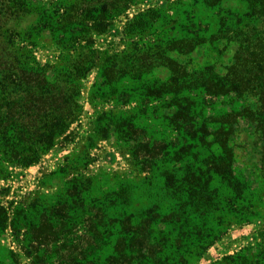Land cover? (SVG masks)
Wrapping results in <instances>:
<instances>
[{"label": "rangeland", "instance_id": "obj_1", "mask_svg": "<svg viewBox=\"0 0 264 264\" xmlns=\"http://www.w3.org/2000/svg\"><path fill=\"white\" fill-rule=\"evenodd\" d=\"M10 1L11 16L0 14V82L16 69L39 71L71 54L90 67L79 80L78 116L50 150L27 167L4 165L0 264H264L261 130L244 116L208 120L255 113L257 98L176 91L163 65L172 59L185 74L224 73L242 37L209 42L216 19L257 24L264 0H255L253 14L248 0H220L218 7L204 0ZM101 10L102 26L95 24ZM197 28L202 41L190 53L160 51V65L139 61L140 75L113 80L123 61L97 58L130 47L138 57ZM191 128L205 130L200 140ZM156 139L164 146L151 150Z\"/></svg>", "mask_w": 264, "mask_h": 264}, {"label": "trees", "instance_id": "obj_2", "mask_svg": "<svg viewBox=\"0 0 264 264\" xmlns=\"http://www.w3.org/2000/svg\"><path fill=\"white\" fill-rule=\"evenodd\" d=\"M128 1H124L125 6ZM204 1L211 7H218L220 2V0ZM9 2L11 1L0 0V14H3L5 18H7V14L11 16ZM199 2L201 0H193L192 4ZM247 3L251 6L253 14L254 7H256L255 0H248ZM92 4L91 2L86 5L87 12L93 9L94 5ZM258 6V12L255 16L258 21L257 24L246 23L240 28V18L227 16L226 18L216 19L218 28L210 34L209 42L212 39L216 41L227 39V41L236 42V37H242L239 43L240 46L235 49L234 56L224 73L219 74L208 68L204 71H194L191 75L185 74L181 68L174 65L172 59L168 60V64L163 65L170 69L171 84L176 91L184 87L188 90L201 89L213 98L235 96L240 98L244 95L256 97L258 110L255 113L247 108L241 110L242 112L230 113L226 116H209L208 120L217 123L220 121L226 122L231 117L235 119L237 116L252 119L259 125L264 147V1ZM196 10L197 6L193 9V18ZM103 15L104 10L99 11L95 18L96 25L100 23V26H102ZM227 21L231 23L228 24ZM197 23L200 24L199 21ZM207 30H210L208 24L203 28V31ZM144 31L143 29L141 32ZM200 32L201 29L197 28L195 33L193 32V36H186L180 40L172 41L165 48L154 44V47L139 52L140 56L138 57L128 54L131 50L136 49V47H130L127 50L124 49L121 54L116 52L106 56V53H104V55L100 54L97 58L101 63L108 60L116 63L115 60L118 58L123 61V68H117L119 74L113 80L125 76L126 73L140 75L139 61H148V66H157L162 63L163 55L160 51L190 53L202 41L197 37ZM8 33L9 31H6V34ZM6 43L10 44V40H6ZM153 49L155 50L154 53L158 52L156 56L152 52V54H148ZM67 56L69 58L65 61L61 60L60 65L46 64L39 71L31 67L26 70L24 68L16 69V72L12 71L11 74H5L4 80L0 82V175L3 174L6 163L27 167L37 162L43 154L50 150L55 135L61 133L77 118L79 108L75 103V97L78 93L79 80L90 66L87 68L79 66L83 58L80 54ZM62 58L66 59V54ZM47 70L49 71L47 72ZM2 71H7V68L4 67ZM188 104H191V107L195 105L191 99L188 100ZM254 116L255 119H253ZM186 117L188 122L193 120L192 115L186 114ZM172 125L179 124L173 122ZM128 128L144 133V129L141 127L133 128V126H129ZM191 129L193 137L198 140L205 132L202 128ZM159 145L164 146L163 141L156 139L151 143L150 148L153 150L155 146L160 147ZM219 145L220 147H226L223 141H219ZM215 169L217 170L216 167ZM193 179H195L194 176Z\"/></svg>", "mask_w": 264, "mask_h": 264}]
</instances>
